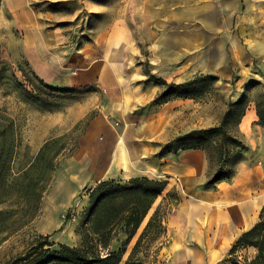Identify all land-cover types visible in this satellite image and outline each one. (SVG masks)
I'll return each mask as SVG.
<instances>
[{"label": "crops", "instance_id": "obj_1", "mask_svg": "<svg viewBox=\"0 0 264 264\" xmlns=\"http://www.w3.org/2000/svg\"><path fill=\"white\" fill-rule=\"evenodd\" d=\"M176 1L120 0L121 11H131L132 19L123 14L100 21L90 29V38L81 41L46 31L35 20L24 22L27 34L11 57L24 58L39 84L74 100L66 112L45 111L49 120L43 135L30 143L37 156L62 137L53 135L56 130L73 128V138L60 146L55 159V169L60 160L66 176L44 198L45 215L88 203L91 191L104 181L166 180L167 188L128 249L152 212L168 203L162 251L169 264H230L232 247L258 222L264 207V152L242 161L231 179L205 188L213 170L206 151L156 157L164 144L198 128L184 129L180 121L186 99L153 106L163 88L147 80L151 73L180 83L169 78L188 74L190 58L202 59L203 68L208 65L219 74L216 69L230 62L228 50L233 59L245 53L264 58V0ZM172 26L179 28L175 43ZM206 50L210 54L202 56ZM143 58L151 69L144 68ZM257 122L255 108L249 109L240 131L251 138Z\"/></svg>", "mask_w": 264, "mask_h": 264}, {"label": "rangeland", "instance_id": "obj_2", "mask_svg": "<svg viewBox=\"0 0 264 264\" xmlns=\"http://www.w3.org/2000/svg\"><path fill=\"white\" fill-rule=\"evenodd\" d=\"M118 2L120 0H0V68L5 69V78L0 81V154L2 151H9V148L14 150L8 185L0 184V264H6L23 255L31 244L42 238H47L49 244L53 245L52 248H58L59 244L79 246L82 216L88 204L73 203L56 214L45 215L44 211V198L66 176L60 160H57L58 169L55 171L49 169L46 173L44 165L48 159L53 158L60 146L66 147L71 141L73 128L69 131L65 128L56 130L53 135L62 137L54 139L58 143L54 152L48 151L45 160L24 177V170L38 157L32 153L30 143L43 135L42 130L49 120L46 119L44 112H66L68 107L74 104V100L71 102L65 99L64 95L53 93L50 88L39 84L32 76L24 58L14 60L11 57L12 52H16V46L19 44L17 42L27 34L28 29L24 22L31 24L35 20L46 31H56L69 35L73 40L81 41L84 37L90 38V29L100 21H110L123 14L124 17L132 19L131 11H121L122 6H118ZM176 2L174 0L173 4ZM175 15L176 12L172 17ZM170 29L175 43V35L179 28L172 26ZM233 33H238V30L234 28ZM207 51H202V56L207 57L206 55L210 54ZM228 54L230 57L228 65L213 68L220 71L219 74H213L212 68L208 65L203 68L202 59L190 58L188 74L169 78L180 82L177 84H183L200 76L216 77L201 97L183 98L187 100L182 106L184 112L180 117L184 129L218 126L230 104L244 94L250 101L246 113L249 109L255 108L253 100L264 90V58H252L245 53V57L233 59L230 50ZM142 65L147 70L152 67L146 58H143ZM251 81L260 84L247 90L246 86ZM83 126L84 124H81L76 135L81 132ZM239 126L240 124L235 127L234 132L248 148L242 161L256 160L260 153L264 152V127L253 125L251 138H248L240 131ZM212 159L211 165L214 170L217 166V156L214 155ZM84 192L81 191V194ZM172 202L174 200L170 203ZM170 207L168 203L164 204V211ZM122 238L121 236L119 240H123ZM153 238L154 236H151L143 244L135 259H142L143 264H169L166 253L162 251L167 235H161L156 240ZM120 241H115L113 246H119ZM131 252L132 249H128L124 261ZM253 256L252 250L244 249L234 254L233 258L243 262Z\"/></svg>", "mask_w": 264, "mask_h": 264}, {"label": "trees", "instance_id": "obj_3", "mask_svg": "<svg viewBox=\"0 0 264 264\" xmlns=\"http://www.w3.org/2000/svg\"><path fill=\"white\" fill-rule=\"evenodd\" d=\"M4 72L5 69L0 68V81L5 78ZM215 80V76L205 75L183 84H177L169 83L150 73L147 81L164 87L152 102L155 106L174 98H199L207 92ZM259 84V82L251 81L246 89L251 90ZM249 102L248 96L244 94L239 100L230 104L218 126L194 129L178 136L164 144L156 157L163 158L180 151L202 149L207 152L211 161L214 155L217 156L216 169L210 173L204 185L205 188H212L221 181L231 179L236 173L237 165L243 160L244 152L248 150L234 131L245 116ZM253 102L258 124L264 127V90L257 94ZM57 144L56 141L46 146L35 162L24 170V177L45 160L48 151L54 152ZM62 149L63 147L57 149L53 158L47 160L44 165L46 173L49 169L51 171L55 169L56 162L54 164V161ZM1 153L0 184L8 185L14 150L9 148V151ZM167 184L166 180L148 177L133 178L127 183L101 182L91 191L84 210L79 246L59 244L58 248H52L53 245L49 244L47 238H42L31 244L23 255L6 264H143L142 259H135L143 244L151 236H154L153 239L156 240L167 232V210L164 211L163 204H160L149 218L126 261L124 257L129 245L152 210L156 199L167 188ZM121 236L123 240L120 241ZM115 241H120L121 244L114 247ZM244 249L252 250L254 256L243 262L233 258L234 254ZM230 255L228 260L230 264H264V207L258 222L239 237Z\"/></svg>", "mask_w": 264, "mask_h": 264}]
</instances>
